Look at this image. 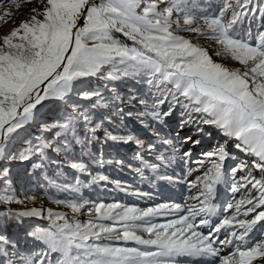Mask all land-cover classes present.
Returning <instances> with one entry per match:
<instances>
[{"label":"snow or ice","instance_id":"obj_1","mask_svg":"<svg viewBox=\"0 0 264 264\" xmlns=\"http://www.w3.org/2000/svg\"><path fill=\"white\" fill-rule=\"evenodd\" d=\"M37 2L0 36V264H264V0ZM18 165L68 196H17ZM105 166L186 195L86 198L155 199Z\"/></svg>","mask_w":264,"mask_h":264},{"label":"rangeland","instance_id":"obj_2","mask_svg":"<svg viewBox=\"0 0 264 264\" xmlns=\"http://www.w3.org/2000/svg\"><path fill=\"white\" fill-rule=\"evenodd\" d=\"M34 8H39L40 5L37 0H20V4L17 7L14 3L6 2L2 8H0V15H2L5 9H10L12 11L11 16L4 17L3 20H0V30L4 29L5 25L13 20L18 19L19 14L24 10L26 11V17H30L32 15L31 10ZM28 19V18H26ZM23 19L22 21L26 20ZM214 59H219L214 57ZM228 63L230 67H239V65L235 64L234 62L223 61ZM112 153H115L116 150H110ZM119 155L122 157H127L129 160L132 158L133 152L131 149L128 148H120ZM106 158H111L110 156H106ZM30 167L28 165H18L13 168V180H14V187L16 189L17 196H24V195H36L38 197L36 201V206H43L53 207L56 208L57 206L53 203V198H60L63 199L68 196L67 193L60 192L57 188L51 187L48 185L47 180H45L44 175H46L49 179L56 180L58 184H63L67 180L71 179L70 174L67 172L64 175L57 177V174L54 169H49L44 175H32L29 176L25 172V168ZM104 174L108 175L111 179L121 180L122 182H126L127 184H132L135 186H139L143 191H153L155 199L153 201H145L138 197L134 196H127L122 192L117 191L113 188L112 185H108L107 188L102 186L96 185H89L88 187L82 189V194L89 199L92 200H104L105 202H112L113 200H120L123 203L128 204H138L141 207H146L150 203L153 202H160L166 199H171L174 202H182L186 192L182 189L181 186H171L165 185L163 189L156 188L152 189L147 184H141L138 178H134L133 175L125 169L124 171H120L116 169L114 166H105L104 169H101ZM14 208H21L22 205H12ZM0 211H3V208L0 207ZM33 224L46 226L47 222L41 220L40 218H31ZM15 231V229H13Z\"/></svg>","mask_w":264,"mask_h":264},{"label":"bare ground","instance_id":"obj_3","mask_svg":"<svg viewBox=\"0 0 264 264\" xmlns=\"http://www.w3.org/2000/svg\"><path fill=\"white\" fill-rule=\"evenodd\" d=\"M34 8V7H33ZM25 10V9H24ZM22 11L20 14H19V17L18 19L16 20H13L8 22L4 29L0 30V36H3L5 34H7L8 32H10L14 27H16L23 19H26V18H29V17H26L27 13L26 11Z\"/></svg>","mask_w":264,"mask_h":264}]
</instances>
